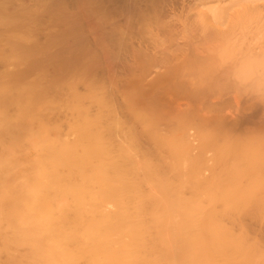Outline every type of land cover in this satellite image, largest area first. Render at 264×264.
Here are the masks:
<instances>
[{"label":"bare ground","instance_id":"bare-ground-1","mask_svg":"<svg viewBox=\"0 0 264 264\" xmlns=\"http://www.w3.org/2000/svg\"><path fill=\"white\" fill-rule=\"evenodd\" d=\"M3 1L0 264H264V107L257 108L264 106V3H191L197 9L191 19L183 14L185 23L180 15L182 28L170 21L182 29L185 48L182 42L171 49V39L181 35L169 33L166 24L168 32H161L167 18L160 16L167 8L160 13L162 1L153 0L163 18L158 33L152 1H120L131 15L120 8L125 21L120 15L112 22L107 9L98 19L108 21L91 22L100 27L94 30L99 35L92 32L93 50L83 35L90 28L88 0H70L76 13L60 8L61 0L6 1L15 8ZM90 1L89 12L102 10V1ZM48 10L55 12L48 16ZM134 30L142 40L173 35L160 49L172 54L158 53L159 63L151 55L155 62L147 57L136 67L135 53L128 67L117 64L125 53L116 54L110 44L121 46L126 41L117 38H132ZM145 40L147 50L154 46L155 39ZM142 44L139 51L146 50ZM107 54L115 75L103 66L101 77L93 66ZM155 63L165 67L151 77ZM251 96L256 103L249 107ZM241 97L262 115H247L255 118L251 125L244 107L240 117L226 115Z\"/></svg>","mask_w":264,"mask_h":264},{"label":"rangeland","instance_id":"rangeland-1","mask_svg":"<svg viewBox=\"0 0 264 264\" xmlns=\"http://www.w3.org/2000/svg\"><path fill=\"white\" fill-rule=\"evenodd\" d=\"M1 1L4 2L3 0H1ZM6 1H7V0H5V3H6L8 6H7L6 4H5V5H6L8 8H12V7L15 8V7L18 6V5H16V6L14 5V6H15V7H14V6H12L11 4H9L11 1H10V2H6ZM8 1H9V0H8ZM15 1H17V0H15ZM18 1H19L21 4L24 3V5H26V3H27V5L30 4V3L28 2V0H22L23 2H22L21 0H18ZM18 1H17V2H18ZM29 1H30V0H29ZM43 1H44V0H42V2H43ZM46 1L49 2L48 0H46ZM46 1H45V2H46ZM50 1H52V0H50ZM65 1H66V2H65ZM69 1H70V0H61V2H62L61 5H62L63 7L61 6L60 8H66L65 11H66V12L69 11V13L74 9V10H75V13H76L77 3H76V4H73V3H74L75 1H79V2L81 3V0H74V2H73V0H71L73 3H72L71 1H70V2H69ZM84 1H87V0H84ZM88 1H89V2H88L89 9L86 8V7H84V9H86V11H87V13H86V11H85L84 14H85V15L88 14V17H86L87 15L84 16V14H82L84 17H83L82 15H80V16L83 17V19H82V18H80V19H81L82 21H84V22H82L80 19H76V20H77V23L79 22V23H78V25H80L79 28L81 27V32H82L85 28H87V25L85 26V28H82V26H81V22H82V24L85 25V22H86V20H87L86 18H88V20H90V21L87 20V22H89L90 24H92V23L94 22L95 25L98 24L99 22H100V24L103 25L105 21H108V18H106L107 20L105 19V20L103 21V23H101V21L99 20L100 17L102 16V13H107V9L109 10V12L111 11L110 14H112V15L107 14V16L109 15V19H110V21L113 22L112 19L117 20V18H118L120 15H121V16H120L121 19H120V17L118 18V19H120L119 22H121L122 18H123V21H125V20H124V19H125L124 16L126 15V12H124L125 15L123 16L124 13H122V12H123L122 10H124V8L126 9V7L128 6V5L126 4V3H127V0H119V1H118V0H115V1H117V2H115V1L113 0V1L116 3V4H115V3L112 1V2L114 3V5H113V3L111 2V0L109 1V4H108V5H107V3H106V2H108L107 0H98L99 2L102 1V3L100 2L99 4H103V5H102V6L100 5L101 8H102V10H100V8H99V10H97L98 7L95 8V12H97L96 15H95V12H94V13H91V11H90V12L88 11V10H90V7L93 9V6L90 4L91 1H90V0H88ZM104 1H105V2H104ZM120 1H121V2H120ZM130 1H131V3H132V0H128V2H130ZM133 1H134V6H135V4L138 5V3H139L138 0H133ZM135 1H137V3H136ZM139 1L142 2L141 0H139ZM143 1H144V0H143ZM146 1H147V0H146ZM146 1H145V2H146ZM149 1H152V3H150V4H151V5L153 4L152 7L155 8V10H154V8H153V10H152V7H151L150 9L152 10V13L154 12V13H153L154 15H152V14H151V15L154 16V17H152V18H153V22L155 23L154 26L156 25V26H155V30L157 31L156 33H158L159 31H161V30H159V27H158V26H161L163 23H164V26L162 25V26H163L162 28H164L165 30H162L161 32H163V31H167L168 28H167L166 25H168V26H172V23H173V22H172L171 20H173V21L175 20L174 23H173V26H174V24H175V26H177V23H178V26L181 24V25L179 26V28H182V27H181V26H182V23H185L184 20H186V18H187V19H188L189 17H190V19L193 18L192 16H194V15H192V14H195V13H194V10L197 9V8H196V9L193 10V8H195V6H197L198 4H201V2H202V1L199 2V0H192V1H190V0H189V1H188V0H179V1H177V2H176V0H175V1L173 0L174 2H173L172 0H166L168 3H164L165 0H164V1H163V0H160V1L157 0V3H161V1H162V4H163V5H162V4H158L159 6L162 7V6H164V4L167 6L166 9L162 7V9L160 10L161 12H160V11L158 10L159 7L156 8V6H157V5H156L157 3H155L156 1H155V0H154L155 2H154L153 0H149ZM149 1H148V3H149ZM245 1H246V0H245ZM248 1L250 2L251 0H248ZM248 1H247V3H248ZM2 2H1V3H2ZM13 2H14V0H13L11 3H13ZM25 2H26V3H25ZM30 2H31V1H30ZM45 2H44V4H45V6H46V3H47V2H46V3H45ZM54 2H55V0H53V3H54ZM58 2H60V0H59ZM68 2H69V3H68ZM119 2H120L121 4L124 2L127 6L122 7V5H124V3L121 5ZM145 2H144V3H145ZM170 2H171V3L173 2V3L171 4ZM198 2H199V3H198ZM241 2H242V1H241ZM259 2H260V5H262V3H264V1L261 2V0H260ZM28 3H29V4H28ZM40 3H41V1H40ZM55 3H56V2H55ZM67 3H68L69 5H68ZM71 3H72L73 6L71 5ZM80 3H78V4H80ZM82 3H83V2H82ZM97 3H98V2H97ZM110 3H111L112 5H110ZM142 3H143V2H142ZM154 3H155L156 6L154 5ZM181 3L184 4V7L181 6ZM191 3H192V5H193V8L191 7V6H192ZM197 3H198V4H197ZM202 3H203V2H202ZM245 3H246V2H245ZM3 4H4V3H3ZM13 4H14V3H13ZM18 4H19V3H18ZM44 4L42 3V5H44ZM56 4H57V3H56ZM118 4H119V5H118ZM128 4H129V3H128ZM132 4H133V3H132ZM139 4H141V3H139ZM145 4H146V3H145ZM169 4H171V5H169ZM196 4H197V5H196ZM241 4H242V3H241ZM241 4H240V5H241ZM10 5H11V7H10ZM47 5H49V3H47ZM59 5H60V3H59ZM75 5H76V8H75ZM85 5H87V3H86ZM88 5H87V7H88ZM106 5H107V6H106ZM109 5H110V6H109ZM129 5H131V4H129ZM141 5H142V4H141ZM141 5H139L141 8H143L144 6L147 7V5H144V4H143V7H142ZM151 5H150V6H151ZM175 5H176V6H175ZM190 5H191V6H190ZM243 5H246V4H244V2H243ZM50 6L55 7L56 5H55V4H54V5L50 4ZM64 6H65V7H64ZM80 6H84V3H83L82 5L80 4ZM97 6H99V5H97ZM100 6H99V7H100ZM104 6H105V7H104ZM112 6H113V7L117 6V8H113ZM168 6H169L170 8H169ZM172 6H173V7H172ZM188 6H189V8H191L193 11H191V9L189 10V8L187 9ZM198 6H199V5H198ZM198 6H197V7H198ZM241 6H242V5H241ZM262 6H264V5H262ZM53 7H52V9H50V10H53V9H54ZM56 7H59V6H56ZM67 7H68V8H67ZM72 7H73V8H72ZM111 7H112V10H111ZM131 7H132V6H130V8H131ZM146 7H145V8H146ZM148 7H149V6H148ZM148 7H147V10H150V9H148ZM164 7H165V6H164ZM171 7H172V8H171ZM49 8H51V7H49ZM104 8H105L106 10H105ZM120 8H122V10H121ZM145 8H144V10H145ZM179 8H180V9H179ZM182 8H184V9H182ZM44 9H45V8H44ZM47 9H48V7H47ZM56 9H57V8H56ZM56 9H54V10H56ZM67 9H69V10H67ZM71 9H72V10H71ZM92 9H91V10H92ZM114 9H116V10L113 12ZM119 9H120V10H119ZM133 9H134V7H133ZM164 9H165V13H163V12H164ZM170 9H171V10H170ZM185 9H186V11H185ZM262 9H264V7H262ZM50 10H48V12H50ZM74 10H73L72 13H74ZM104 10H105V11H104ZM147 10H145V12H147ZM156 10H158V11H157L158 13H159V12H160V13H163V15H160V16H163V18H164V17H167V18H164V21H165V22H163V23L160 22V21H163V20H160L162 17H160L159 15L157 16L158 13L156 12ZM166 10H167V11H166ZM169 10H170V11H169ZM176 10H178V11H176ZM93 11H94V10H93ZM93 11H92V12H93ZM99 11H100V12H99ZM101 11H102V12H101ZM116 11H118V12H116ZM119 11L121 12V14H119V13H120ZM124 11H125V10H124ZM126 11L129 12L130 15H131V9H130V11H128V9H126ZM183 11H184V12H183ZM188 11H189V12H188ZM52 12H55V11H52ZM52 12H50V13H47V12H46V13H47L48 16H49V14H52ZM88 12L91 13V15H89ZM132 12H133V11H132ZM148 12H149V11H148ZM180 12H181V13H180ZM67 13H68V12H67ZM72 13H71V14H72ZM99 13H101V14H99ZM113 13H114V15H113ZM149 13H151V12H149ZM155 13H156V14H155ZM160 13H159V14H160ZM166 13H167V15H166ZM170 13H171V14H170ZM172 13H173V14H172ZM190 13H191V14H190ZM47 14H46V15H47ZM92 14H94V16H95L94 19H93L94 16H93ZM97 14H99V15L97 16ZM115 14H116V15H115ZM164 14H165V15H164ZM168 14H169V17H168ZM175 14H176V15H175ZM181 14H182V15H183V14H184V15H187V16H189V17L184 16V15L182 16ZM189 14H190V15H189ZM100 15H101V16H100ZM103 15H104V14H103ZM127 15H128V14H127ZM151 15H148V16L150 17ZM180 15H181V18H180ZM50 16H51V15H50ZM80 16H79V17H80ZM99 16H100V17H99ZM112 16H114V18L111 19L110 17H112ZM115 16H117V17H115ZM176 16H179V17H176ZM79 17H78V18H79ZM85 17H86V18H85ZM155 17H156V18H155ZM170 17H172V18H170ZM173 17H174L175 19H173ZM183 17H185V19H183ZM89 18H90V19H89ZM91 18H92L93 20H92ZM96 18H97V19H96ZM98 18H99V19H98ZM145 18H147V21H149V22L151 21V20H148V17H145ZM150 18H151V17H150ZM150 18H149V19H150ZM152 18H151V19H152ZM163 18H162V19H163ZM178 18H180L181 20L183 19L184 22L182 21V23H180V21H179L180 19H178ZM84 19H85V20H84ZM156 19H157V20H156ZM94 20H96V21L98 20V21L95 22ZM158 20H159V21H158ZM168 20H169V21H168ZM167 21H168V22L171 21L172 23L170 22L171 24L169 23V24H170V25H169L168 23H166ZM87 22H86V24H88ZM91 22H92V23H91ZM156 22H158V24H156ZM159 22H160V24H159ZM176 22H177V23H176ZM110 23H111V22H109V23L107 22L106 24H110ZM117 23H118V21H117ZM121 23H122V22H121ZM121 23H120V24H121ZM90 24H89V26H90V28H91V26L94 25V24H92V25H90ZM111 24H113V23H111ZM111 24H110V25H111ZM115 24H116V23H115ZM165 24H166V25H165ZM95 25H94V26H95ZM98 25H99V24H98ZM102 25H100V26H102ZM110 25H107V26H110ZM150 25L152 26L153 24L150 23ZM89 26H88V27H89ZM173 26H172V29L169 28V29H170L169 33H171V30H173L172 34L175 35V33H177V35H178V32H179V36L181 35V38L178 37V40H177V39H176L177 37L175 36V37H176L175 39H171V38H173V37H172L173 35L168 34V35H169L168 37H169V38L171 37L170 39L173 40V41H170V42H169V43H170V46H173V47H170L169 45H168V47H170L171 49H174L175 46H177L178 44H180V45L177 46V49H178V47H179V49H181L180 46H182L183 43H184L183 47L185 46V42H183V40H184L183 38H184V37H183V35H182V34H183L182 29H179V30L176 29V30H175V28H173ZM175 26H174V27H175ZM178 26H177V28H178ZM83 27H84V26H83ZM92 27H93V26H92ZM110 27H111V26H110ZM90 28L88 29L89 31L87 32V33L89 34V32H90L91 30H93V31H91L90 35L87 36V35H88L87 33H84L83 35H84L85 37H89V38H91V40H90L89 38H88L87 40L91 41V42H90L91 44H90V43H89V44H90V46H92V49L94 50V47H95V46H94V40L92 39V34H93V33H94V34L98 33V32H96V31L94 32V30H96V28H100V27L95 26V27H93V29H91V30H90ZM102 28H106V26H105V27L102 26ZM152 28H153V26H152ZM152 28H150V29L152 30ZM157 28H158V29H157ZM160 28H161V27H160ZM162 28H161V29H162ZM166 28H167V29H166ZM108 29H109V28L107 27V28L104 29V30H107V31H108ZM155 30H154V28H153V31H155ZM174 30H175L176 32H175ZM79 31H80V29H79ZM84 31H87V29L84 30ZM97 31H98V30H97ZM134 31H135V30H134ZM136 31H137V30H136ZM136 31H135V34H133L134 36H132V38H134L135 35L137 36L136 33H137L138 31H137V32H136ZM153 31H152V32H153ZM81 32H80V34H82ZM92 32H93V33H92ZM105 32H106V31H105ZM161 32H160V34H158L159 37H158L155 33H154L155 36H153V37H150V36H152V35H150V36H147V35H146V37H147V38L145 37L146 40L144 39V36L142 37L143 40H145L146 42H147V41H148V42L150 41L151 43H152V40H153V42H154V39H155V42H154L155 44H154V46H152L153 44L150 45V47H148V49L150 48L149 50H147V46H148V45H146V43L141 39L140 36H142V35H140V33H138V34L140 35V36L138 35V36L140 37L139 39H138L137 37H135V38L138 39V40L135 41L136 44H135V43H132V41L134 42V39H132L131 37L125 39V38H124L125 36H123V38H124V39H123L122 37H121V38H117V37H114V35H113V37H114L113 39H115V38H117L118 40L120 39L119 41H122V43L124 42V40L126 41V42L123 43V44L121 43L122 45L120 44L121 46H118V47H117V45H114V43H113V45H112V43L110 44V47H109V48H111V47L114 46V47H113V50H114L113 52H115V50H116V52H117V50L120 49V50H118V52H117V53L120 54V56H123L122 54L125 53V54H124L125 56H124L123 58H122V57H118L119 54L117 55L118 59L120 58L119 60L117 59V57H116L115 54H114V56L116 57V58H115L116 61H114V62L117 63V60H118V63H117V64H120V63H122V62H124L123 64H127V63H125V62H127V59H130L129 62H132V60H133L132 58L135 57V53H136L137 56H136L135 58H137V61H136L137 63H135V64H136V67H138L139 63H140V62H143L142 60H144V59L146 60V59H148V58H152V60H154L155 58H157V60H158V58H160V56H162V55H165V56H166V55H167L166 53H168L169 50L171 51V49L168 48V51H167L166 49H165V51H163L164 49H163V50H160V49H162V48L164 47V46H163L164 44H165V46H166V44H167L168 42L165 43V41H169L170 39H167L168 37L165 35V34H167L166 32L164 33V35H165L166 37L164 36V38H162L163 36H162ZM167 32H168V31H167ZM106 33H110V29H109V32H106ZM133 33H134V32H133ZM80 34H79V35H80ZM85 34H87V35H85ZM98 35H99V33H98ZM110 35H112V34H110ZM160 35H161V36H160ZM170 35H171V36H170ZM42 36H44V35H42ZM80 36H81V35H80ZM84 36H83V37H84ZM90 36H91V37H90ZM93 36H94V35H93ZM116 36H118V35H116ZM126 36H127V35H126ZM128 36H129V35H128ZM40 37H41V35H40ZM182 37H183V38H182ZM38 38H39V37H38ZM41 38L44 39V37H41ZM41 38H40V39H41ZM179 38H180V39H179ZM117 39H116V40H117ZM127 39H128V40L130 39L132 45H131V43H128L129 41H128ZM156 39H157V40H156ZM163 39H164V40H163ZM165 39H166V40H165ZM182 39H183V40H182ZM108 40H109V39H107V41H108ZM140 40L143 41V42H141ZM159 40H161V41L163 40L164 42H160ZM176 40H177V43L175 42ZM179 40H180V41H179ZM39 41H40V40H39ZM41 41H43V40H41ZM44 41H45V40H44ZM127 41H128V42H127ZM138 41H140V42H138ZM184 41H185V40H184ZM92 42H93V44H92ZM150 42H149V44H150ZM156 42L160 45L159 50H160L161 52L158 51V49L155 47V46H156ZM173 42H175V43L173 44ZM182 42H183V43H182ZM141 43H143L142 46H143L144 48H143L142 46H141V47H142L143 49H145V47H146V50L150 52V53H149V52L144 53V54L147 55V56H145V55L143 56V53L140 52V51L146 52V50H145V51H144V50H140V51H139V49H138V48H139L138 46H140ZM162 43H164V44L161 46ZM169 43H168V44H169ZM89 44H88V45H89ZM116 44H117V43H116ZM133 44H135V45H133ZM123 45H125V46H123ZM126 45H127V46H126ZM129 45H130L131 47H130ZM136 45H137V47H135ZM90 46H89V47H90ZM93 46H94V47H93ZM151 46H152V47H151ZM116 47H117V49H116ZM120 47H122V49H121ZM124 47H125L126 49L128 48V50H130V51L126 50ZM141 47H140V49H141ZM153 47H155V48L157 49V50H156L157 53H154L155 51L153 52V50H155V48H153ZM166 47H167V46H166ZM114 48H115V49H114ZM131 48H133V49L136 48L137 50L135 51V50H132ZM152 48H153V50H152ZM184 48H185V47H184ZM90 49H91V48H90ZM92 49H91V50H92ZM182 49H183V48H182ZM187 49H188V47L186 48V50H187ZM123 50H126V51H123ZM109 51H112V50L109 49ZM131 51H132V52H131ZM134 51H135V52H134ZM138 51L140 52V54L138 53ZM170 51H169V53L172 54V51H171V52H170ZM174 51H175V50H173V53H176V52H174ZM113 52H111V54H112ZM116 52H115V53H116ZM151 52H152V53H151ZM109 53H110V52H109ZM117 53H116V54H117ZM127 53H129V54L132 55V56H129ZM158 53H159V54L161 53V55L159 56ZM169 53H168V54H169ZM111 54H107L108 56H107V55H105V56L103 55V56L108 58L109 55H111ZM126 54H127L128 56H126ZM141 54H142V55H141ZM149 54H150V55H149ZM155 54H157L158 56L155 57V56H156ZM112 55H113V54H112ZM112 55H111V57H109V58H111V59H110L111 61H110V60L107 61V62H109L110 64H108V63L106 62V65H104V64H105V61H104V57H103V59L101 60V62H99V64L93 66V67H96V69L94 68V70H93L94 72H95L97 69H99V70H97V71H98V73H100V75H99L98 73H97V75H99V76H101V77H104V75H103V76L101 75V72H102V74H103V71H104L103 66H104V67H107L108 65L111 66V62L113 63L112 60H114V57H112ZM140 55L142 56V58L139 57ZM151 55H152L153 57H155V58H153ZM154 55H155V56H154ZM133 56H134V57H133ZM165 56H164V57H165ZM128 57H129V58H128ZM147 57H148V58H147ZM98 58H99V60H100V57H98ZM101 58H102V57H101ZM112 58H113V59H112ZM125 58H126V61H124ZM121 59H122L123 61H122ZM161 59H162V58H161ZM161 59H160V63H161ZM134 60H135V59H134ZM155 60H156V59H155ZM155 60H154V62H155ZM162 60H163V59H162ZM102 61L104 62L103 64H101ZM139 61H140V62H139ZM129 62H128V63H129ZM134 62H135V61H134ZM156 62L159 63V60L156 61ZM116 63H115V64H116ZM113 64H114V63H113ZM117 64H116V65H117ZM155 64H156V63H155ZM162 64H164V63L162 62ZM116 65H115L116 68H115V67H114V68H115V70H116V69L118 70V68L120 67L121 64H120L119 66L117 65L118 67H117ZM113 66H114V65H113ZM123 66H124V65H123ZM123 66H122L121 68L125 70V71H124L125 74H124V73L122 74L121 72H119L121 69H119L118 72L120 73L121 76H125V75L127 76L126 71H128V70H126L125 68L128 67V64H127V67L125 66V67L123 68ZM159 66H161V67H159ZM100 67H101L102 69H101ZM111 67H112V66H111ZM111 67H109V66L107 67L108 71H111V70H109ZM163 67H165V65L162 66V65L160 64V65L157 66V64H156L153 68H151V69H153V70L150 69V71L152 72L151 77H153L154 75H156V73H158V72L161 73V72L163 71V69H164ZM162 68H163V69H162ZM92 69H93V68H92ZM100 69H101L102 71H101ZM111 69H112V68H111ZM158 69H159V70H158ZM112 70H113V69H112ZM99 71H100V72H99ZM105 71H106V70H105ZM105 71H104V72H105ZM108 71H107V72H108ZM113 71H114V70H113ZM121 71H122V70H121ZM157 71H158V72H157ZM116 72H117V71H116ZM118 72H117V73H118ZM105 73H106V72H105ZM105 73H104V74H105ZM111 73H113V75H115V74H114L115 72H112V71H111ZM119 73H118V74H119ZM128 73H129V72H128ZM153 74H154V75H153ZM120 75H119V76H120ZM99 76H97V77L99 78ZM116 76H117V75H116ZM126 76H125V77H126ZM101 77H100V78H101ZM226 93L229 94L230 92H226V91H225V92H224V96L226 95ZM222 94H223V93H222ZM231 95H232V94H231ZM233 96H234V95H233ZM233 96H232V99H233ZM248 96H249V95H248ZM248 96L246 95V98H247ZM222 97H223V96H222ZM228 97H229V96L227 95L225 98H228ZM230 97H231V96H230ZM253 97H254V96H253ZM223 98H224V97H223ZM241 98H242V97H241ZM243 98H245V97L243 96ZM243 98L240 99V100H238V101H241V100H242L241 102L243 103V102L245 101ZM221 99H222V98H221ZM230 99H231V98L228 99L229 101H228V100H225L224 102L228 101V103L230 104ZM250 99L252 100V96H251V98H248V100H250ZM222 100H223V99H222ZM222 100H221V102H222ZM246 100H247V99H246ZM253 100H254V98H253ZM253 100H252V102H248V101H247V102L250 104L249 107H252V106H251L252 104L255 106L254 103H256V101L254 102ZM231 101H232V103H234L233 100H231ZM238 101H237V102H238ZM241 102H240V103H241ZM253 102H254V103H253ZM257 102H258V101H257ZM232 103H231V105H232ZM242 103H241V104H242ZM248 103L244 102L242 105H241V104L239 105V102H238L237 105H236L237 108L234 107V108H236V111H233L234 109L231 110V111H233L234 113L231 112V111H230V112L228 111V112L226 113L227 117L230 116L231 119H233V118H237V117H240L239 115H241V113H238V112H239V109L242 110L241 108L244 107V109H246V111L243 109V110L245 111L246 118L249 120V121H246L247 119H245V123H246V122H249V125H251V124L253 123L252 121L257 117V115H256L254 112H257V111L259 112L260 110H258V109L256 110V108H255L254 106H253V108H251V109H255V111L250 110V109L248 108ZM246 104H247V108H248V109L245 108L246 106H244V105H246ZM257 104L259 105V102H258ZM227 105H228V104L226 103L225 106H227ZM240 106H241V107H240ZM256 106H257V105H256ZM259 107H264V106H262V104L260 103V106H258L257 108H259ZM259 109H260V108H259ZM262 110H264V109H261V113H262V115H264V112H262ZM240 112H241V111H240ZM232 113H233L235 116H233ZM237 113H238V114H237ZM252 113H254L253 116H255V118L251 121V120H250V118H251L250 115H252ZM259 113H260V112H259ZM261 113H260V116H258L259 118L262 117ZM230 114H231V115H230ZM243 114H244V112H243ZM247 115L250 116V118L247 117ZM258 115H259V114H258ZM236 116H237V117H236ZM242 116H243V115H242ZM244 116H245V115H244ZM244 116H243V118H245ZM232 117H233V118H232ZM252 118H253V117H252ZM250 121H251L252 123H251ZM255 121H257V119H256ZM262 121H264V119H262ZM262 121H261V122H262ZM259 122H260V121L258 120V123H257V124H259ZM250 123H251V124H250ZM247 124H248V123H247ZM262 125H264V123H262ZM246 126H247V128H253L252 126H251V127L248 126V125H246ZM246 126H245V127H246ZM253 126H254V125H253ZM255 126L257 127L258 125H255ZM251 232H252V231H251Z\"/></svg>","mask_w":264,"mask_h":264}]
</instances>
